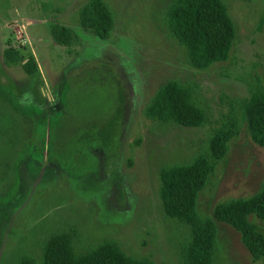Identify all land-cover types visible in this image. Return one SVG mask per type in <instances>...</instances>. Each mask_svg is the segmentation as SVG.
Here are the masks:
<instances>
[{"label":"rangeland","instance_id":"rangeland-1","mask_svg":"<svg viewBox=\"0 0 264 264\" xmlns=\"http://www.w3.org/2000/svg\"><path fill=\"white\" fill-rule=\"evenodd\" d=\"M86 1L0 0V180L11 177L0 189V264L37 259L54 235L66 236L76 255L114 242L133 258L182 264L186 233L163 213L159 169L189 163L234 112L240 133L200 192L199 214L256 194L264 180V149L244 119L247 106L264 100V0H222L235 41L227 62L203 71L167 32L169 0H103L115 16L107 40L78 26ZM54 23L75 30L79 44L56 46ZM8 49L17 64H6ZM30 57L38 71L27 76L21 65ZM168 81L190 89L205 112L202 127L144 118ZM250 220L264 232V221ZM216 228L214 264H259L235 230Z\"/></svg>","mask_w":264,"mask_h":264},{"label":"trees","instance_id":"trees-1","mask_svg":"<svg viewBox=\"0 0 264 264\" xmlns=\"http://www.w3.org/2000/svg\"><path fill=\"white\" fill-rule=\"evenodd\" d=\"M163 23L194 69L203 71L229 60L236 30L222 0H169ZM77 24L82 31L107 40L112 35L115 16L103 0H87L78 10ZM49 35L59 47L71 48L79 44L76 31L62 24L50 25ZM4 60L6 64H17L20 56L8 49L4 52ZM21 68L27 76L38 71L32 57ZM143 116L160 125L185 128L202 127L207 121L190 89L176 81H168L158 88L144 108ZM244 119L251 142L264 149V100L247 106ZM240 128L241 120L231 112L212 132L206 148L189 163L166 165L159 169V200L163 213L186 233L180 249L182 264H214L218 251L216 222L235 230L252 260L264 264V232L250 220L253 217L264 221V180L259 191L250 197L217 203L212 217H202L198 212V196L228 154L229 142L239 135ZM34 148L43 151L41 145ZM47 148L51 150L50 143ZM26 149L25 146L19 154L22 155ZM59 155L64 157L61 153ZM7 181L0 180V189L6 187ZM18 264L155 263L126 255L114 242H105L76 255L66 236L54 235L43 243L37 259H25Z\"/></svg>","mask_w":264,"mask_h":264}]
</instances>
